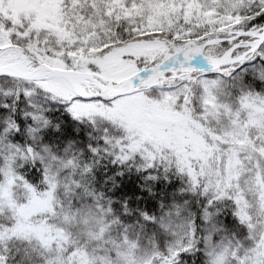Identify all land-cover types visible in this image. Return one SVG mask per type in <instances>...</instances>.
Masks as SVG:
<instances>
[{
	"label": "snow or ice",
	"instance_id": "6c2138e0",
	"mask_svg": "<svg viewBox=\"0 0 264 264\" xmlns=\"http://www.w3.org/2000/svg\"><path fill=\"white\" fill-rule=\"evenodd\" d=\"M0 264H264V0H0Z\"/></svg>",
	"mask_w": 264,
	"mask_h": 264
}]
</instances>
